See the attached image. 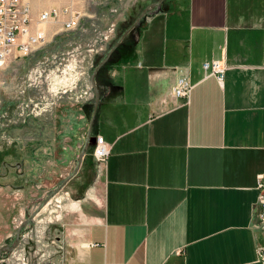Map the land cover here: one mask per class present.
I'll use <instances>...</instances> for the list:
<instances>
[{
  "label": "crops",
  "instance_id": "obj_1",
  "mask_svg": "<svg viewBox=\"0 0 264 264\" xmlns=\"http://www.w3.org/2000/svg\"><path fill=\"white\" fill-rule=\"evenodd\" d=\"M156 2L138 22L154 3L131 22L122 14L109 38L128 33L94 56L98 102L95 89L83 102L62 94L28 114L42 88L26 76L45 48L0 67V243L55 193L66 202L51 229L65 232L73 264H264V0ZM58 24H43L47 42ZM214 60L223 85L203 69Z\"/></svg>",
  "mask_w": 264,
  "mask_h": 264
},
{
  "label": "rangeland",
  "instance_id": "obj_2",
  "mask_svg": "<svg viewBox=\"0 0 264 264\" xmlns=\"http://www.w3.org/2000/svg\"><path fill=\"white\" fill-rule=\"evenodd\" d=\"M58 1L62 2L60 7L54 5ZM156 1L158 0L34 1V11H36L37 17L44 10L60 9L67 5L74 6L75 9L80 10L84 14L80 27L75 30L69 31L64 29L63 25L62 27L60 24L57 25L58 27L55 29H62L55 37L56 39L54 38L50 43L47 42L43 47L47 54L43 57V60L45 57H50L51 54H56L59 60L64 58L66 62L67 60L72 61L75 59V63L79 65L78 67L82 70L86 69L88 73L92 72L98 66V63L101 62L100 58H94V56L112 50L122 35L117 33L109 38L104 50H101L99 47L103 44L101 41L103 33L105 31L109 32L112 25H114L113 29L115 30V24L122 17V14L123 17L127 16L128 21H133L131 20V13L134 7L141 5L147 7V5L154 3L148 8L150 10L146 13L157 10V7H155ZM140 13L142 14V12H138L133 19L136 20L141 15ZM64 19V17H59L58 19L50 20L47 24H53L57 21H61L63 24ZM51 65L52 63H48L44 67H50ZM47 69L50 70L49 68ZM30 72L27 73V78ZM82 86L81 84L80 87ZM41 88L42 90L39 94L48 96V90L45 85ZM62 195L48 194L41 203L31 208L24 218L18 220L14 233L7 240L0 243V264H73V251L67 248L65 232L58 235L56 231L51 229V226L56 224L55 215H57V213L51 215V211L57 209L56 205H62L66 202ZM24 222L26 223L21 227ZM20 228V236L18 237ZM5 246L11 249H3Z\"/></svg>",
  "mask_w": 264,
  "mask_h": 264
},
{
  "label": "built area",
  "instance_id": "obj_3",
  "mask_svg": "<svg viewBox=\"0 0 264 264\" xmlns=\"http://www.w3.org/2000/svg\"><path fill=\"white\" fill-rule=\"evenodd\" d=\"M34 1L36 0H0V67H3L11 59L29 57L36 50L47 44V34L42 25L50 20L64 17V29L75 30L80 27L84 17L83 12L75 9L72 5L60 9L42 11L37 18L33 17ZM114 25L109 32L103 33L102 45L99 49L104 50V44L109 39ZM74 61V62H73ZM72 61L64 58L58 59V55L51 54L31 70L27 83L29 87L41 88L45 85L48 96L39 94L37 100L23 109L29 114H42L48 111L54 103V99L62 94H73L74 100L83 102L93 99L94 88L86 69H81ZM48 63H52L50 67ZM49 68L50 70H48ZM203 69L207 75H213L223 85L226 67L218 60L205 62ZM83 85L80 87V85ZM190 87L180 80L176 89L177 96L188 98ZM110 155V146L102 136L96 137L94 157L96 161L105 165ZM257 188L264 190V180L258 179ZM259 210L256 214L258 227L264 232V193H261L258 200ZM260 259L264 262V246L260 248Z\"/></svg>",
  "mask_w": 264,
  "mask_h": 264
},
{
  "label": "water",
  "instance_id": "obj_4",
  "mask_svg": "<svg viewBox=\"0 0 264 264\" xmlns=\"http://www.w3.org/2000/svg\"><path fill=\"white\" fill-rule=\"evenodd\" d=\"M161 2H162V0H161ZM147 10H148V8L147 9H145L143 12H142V14L140 15V17L138 18V20H137V22L146 14V12H147ZM136 22V23H137ZM128 32H126L122 37H121V39L116 43V45L114 46V48L121 42V40L124 38V36L127 34ZM114 48H112V50L114 49ZM112 50H111V52H112ZM110 52V53H111ZM98 69V68H97ZM96 69V70H97ZM92 83H93V86H94V82H93V79H92ZM94 89H95V94H96V102H98V100H99V95H98V92H97V90H96V88L94 87ZM97 104L98 103H96V106H95V110H96V107H97ZM94 110V111H95ZM26 222H24L22 225H21V227L25 224ZM20 230H21V228L19 229V232H18V237L20 236ZM8 249V250H10L11 248H9L8 246H5L3 249Z\"/></svg>",
  "mask_w": 264,
  "mask_h": 264
}]
</instances>
